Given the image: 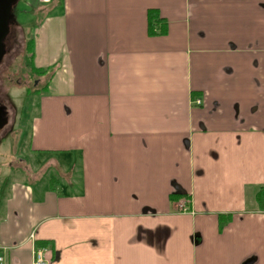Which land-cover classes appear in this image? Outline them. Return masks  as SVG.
I'll use <instances>...</instances> for the list:
<instances>
[{
  "label": "crops",
  "instance_id": "obj_1",
  "mask_svg": "<svg viewBox=\"0 0 264 264\" xmlns=\"http://www.w3.org/2000/svg\"><path fill=\"white\" fill-rule=\"evenodd\" d=\"M41 9L48 76L0 205L1 264L35 247L46 264H264V0Z\"/></svg>",
  "mask_w": 264,
  "mask_h": 264
},
{
  "label": "rangeland",
  "instance_id": "obj_2",
  "mask_svg": "<svg viewBox=\"0 0 264 264\" xmlns=\"http://www.w3.org/2000/svg\"><path fill=\"white\" fill-rule=\"evenodd\" d=\"M40 0H15L12 5L11 31L13 39L6 40V52L0 65V103L7 106L6 125L0 129V184L3 179H9V188L15 180L16 173L20 175L15 165L16 152L20 151L21 143L28 133L30 134L31 118L30 112H37L39 109V96L35 94L38 88L45 84L47 74L35 72L28 65L26 58L28 54V43H34L40 36V41L47 40L48 35L41 31L43 12L34 10ZM46 1V0H42ZM43 2H40V4ZM45 3V2H44ZM50 31L51 46L54 52L64 47L65 39L61 31V25L56 19L49 22L44 29ZM36 46V44H35ZM35 48V47H34ZM27 55V57H26ZM34 57V49L32 63ZM33 67V66H32ZM34 93V94H33ZM8 197V193H7ZM3 202V201H2ZM0 202V205L3 203Z\"/></svg>",
  "mask_w": 264,
  "mask_h": 264
},
{
  "label": "trees",
  "instance_id": "obj_3",
  "mask_svg": "<svg viewBox=\"0 0 264 264\" xmlns=\"http://www.w3.org/2000/svg\"><path fill=\"white\" fill-rule=\"evenodd\" d=\"M166 22L163 21L161 18H158L157 13L153 9L148 10V32L152 35L154 34H162L165 32ZM33 49H34V41L28 43V54L26 55V60L28 65H31V69H35V72L40 74H45L47 71L45 69H36L34 64L32 63V56H33ZM33 66V67H32ZM195 96V95H193ZM9 190V179H3L2 183L0 184V202H2ZM255 200L259 208L264 209V186H260L256 193H255ZM39 246V245H37Z\"/></svg>",
  "mask_w": 264,
  "mask_h": 264
},
{
  "label": "water",
  "instance_id": "obj_4",
  "mask_svg": "<svg viewBox=\"0 0 264 264\" xmlns=\"http://www.w3.org/2000/svg\"><path fill=\"white\" fill-rule=\"evenodd\" d=\"M15 0H0V61L4 53L3 38L8 30V21L12 17L11 7ZM6 116L3 115V109L0 107V128L6 123Z\"/></svg>",
  "mask_w": 264,
  "mask_h": 264
},
{
  "label": "built area",
  "instance_id": "obj_5",
  "mask_svg": "<svg viewBox=\"0 0 264 264\" xmlns=\"http://www.w3.org/2000/svg\"><path fill=\"white\" fill-rule=\"evenodd\" d=\"M192 105H199L201 104V99L199 97H195L194 99L191 100ZM179 208L181 211H188L189 207L186 203L180 202ZM31 238H33V234L30 235ZM33 255H32V263L33 264H46L47 260L44 257L43 249L42 248H34L33 249ZM3 261L2 255H0V264Z\"/></svg>",
  "mask_w": 264,
  "mask_h": 264
},
{
  "label": "flooded vegetation",
  "instance_id": "obj_6",
  "mask_svg": "<svg viewBox=\"0 0 264 264\" xmlns=\"http://www.w3.org/2000/svg\"><path fill=\"white\" fill-rule=\"evenodd\" d=\"M14 4V3H13ZM12 4V5H13ZM11 9H12V7H11ZM11 14H12V10H11ZM13 15V14H12ZM13 23V19H12V17L9 19V21H8V30H7V33H6V35H5V37L3 38V40H2V42H3V45H4V53H3V55H2V58H1V61H0V65H1V62H2V60H3V57H4V54H5V52H6V40L7 39H11V41H13V40H15V37H14V39H13V36H12V34L14 33V31H11V24ZM2 103H0V107L3 109V115L4 116H6V114H7V109H6V105L3 103V101H1ZM6 125V123L2 126V127H4ZM2 127L0 128V129H2Z\"/></svg>",
  "mask_w": 264,
  "mask_h": 264
}]
</instances>
